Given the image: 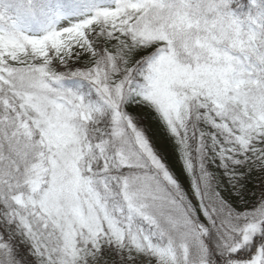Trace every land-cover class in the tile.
<instances>
[{"label":"snow or ice","instance_id":"obj_1","mask_svg":"<svg viewBox=\"0 0 264 264\" xmlns=\"http://www.w3.org/2000/svg\"><path fill=\"white\" fill-rule=\"evenodd\" d=\"M0 264H264V0H0Z\"/></svg>","mask_w":264,"mask_h":264}]
</instances>
